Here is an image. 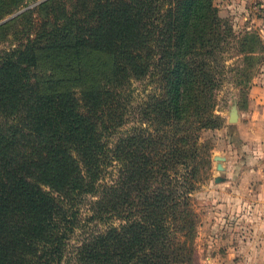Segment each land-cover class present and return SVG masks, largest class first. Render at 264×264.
Returning <instances> with one entry per match:
<instances>
[{"label":"trees","instance_id":"obj_1","mask_svg":"<svg viewBox=\"0 0 264 264\" xmlns=\"http://www.w3.org/2000/svg\"><path fill=\"white\" fill-rule=\"evenodd\" d=\"M24 2L0 0V20ZM33 13L27 40L0 56V264L64 262L74 198L95 191L110 152L135 159L129 189L124 171L99 217L120 224L68 264H193L197 173L182 178L178 167L199 160L201 130L221 126L214 102L224 51L240 41L239 54L254 60L261 37L241 38L214 0H46L18 18ZM41 63L50 74L35 81ZM150 73L160 89L150 106L172 129L168 150L153 148H163L155 128L113 151L102 133L126 112L121 86ZM63 192L70 208L54 195Z\"/></svg>","mask_w":264,"mask_h":264},{"label":"rangeland","instance_id":"obj_2","mask_svg":"<svg viewBox=\"0 0 264 264\" xmlns=\"http://www.w3.org/2000/svg\"><path fill=\"white\" fill-rule=\"evenodd\" d=\"M44 1L46 0H25L16 12L0 20V27L6 25V28L0 30V56L27 40L33 31L27 25L30 24V21H36L38 16H34L33 13L24 16L22 19L18 17ZM228 20L231 22L230 19ZM235 29L237 30V28ZM237 31L242 35L241 38L247 36L248 33L254 37L258 35L253 30L240 29ZM241 48L240 41H238L227 47L223 53L222 63L225 64H223L225 71L221 85L215 92L214 102V113L221 120V126L216 129L201 130L199 132V160L193 161L191 159L188 170L181 165L178 167L182 178L187 173H197V190L191 198V204L198 216L193 264H207V258L211 256L214 258L208 262L209 264H234L232 254L234 249L238 250V247L234 245L235 241L241 237H247L248 232L241 230L239 223L247 222L252 217L255 218L256 222L264 220V214L248 215L247 213L227 211L230 205L231 207L232 205H258L257 201L264 204L262 202L264 198H255L253 194L248 192L247 182L242 186L241 182L233 181V187H236L238 192L230 190V187L226 189V194L220 189L222 187L221 182L217 183L216 181L217 178H224L228 174L239 175L242 172L253 174V170L264 172V141L248 140L247 130L250 90L255 83L258 84L263 78L264 54L257 55L254 60H245L239 54ZM259 49L260 46H258L257 51ZM41 65L36 70L35 81H42L45 79V75L50 74L46 64L41 63ZM157 75V73H150L146 76L134 75L129 82L125 81L122 84V92L126 96V112L119 124L120 126L111 130L110 133L105 131L102 133L103 142L108 143L111 150L114 151L118 144L128 147L130 139L136 134L146 135L151 131L153 132L155 128L159 131L157 141L163 148L156 147L155 143H153V148L161 151L160 153H165L168 150V142L164 136L167 133L171 137L172 129L168 125L166 128L163 126L164 120L154 113L155 108L152 109L150 106L154 95L160 93ZM0 118L4 122L6 117L0 114ZM170 146L172 147L173 144ZM226 157H229V162L233 163L230 170L224 166ZM220 158L225 159L223 161ZM109 159L106 160L108 165L105 166L104 171H101L95 183V191L83 193L74 198L75 202L70 212L76 217V228L66 244L65 258L62 264L73 261L78 256V252L85 241L108 230L113 224H120L118 221H114V223L102 221L101 223L99 217L106 218L107 213H103L106 211L107 205H104L103 200L115 190L119 175L124 171H126L125 188L129 189L131 161H135V159L127 157L126 161L121 163L118 161V152H110ZM219 165H222L223 170L218 168ZM255 183L257 189L259 188L258 193L264 192L263 183L252 182L253 185ZM45 190L51 191L50 188H45ZM238 193L243 198L238 196ZM54 195L64 202L62 205L70 208L67 192L54 193ZM232 195L234 198L231 200ZM128 198L129 192L127 193V200ZM234 201L238 203L231 204ZM129 205V203H125L123 206L125 216L129 214ZM263 232L260 230L259 235L261 236Z\"/></svg>","mask_w":264,"mask_h":264},{"label":"crops","instance_id":"obj_3","mask_svg":"<svg viewBox=\"0 0 264 264\" xmlns=\"http://www.w3.org/2000/svg\"><path fill=\"white\" fill-rule=\"evenodd\" d=\"M216 6L219 8V13L222 18L230 19L237 30L247 29L256 31L261 37L264 45V0H215ZM264 54V52H263ZM264 71V64H263ZM249 99V112H248V140L264 141V73L261 81L251 88ZM241 118V117H240ZM261 148V147H260ZM229 157H226L224 166L230 170L233 163L229 162ZM221 182L220 189L227 194V188H233L234 192H238L233 183L241 182V185L248 184V192L253 194L255 198H264V192L258 193L256 183H263L264 185V172L260 170H253L252 173L242 172L239 175L228 174ZM234 181V182H233ZM253 185V186H252ZM241 186V187H242ZM253 187V188H252ZM262 188V187H261ZM240 193V192H239ZM238 193V194H239ZM249 193V195H251ZM234 195L231 196V200ZM242 197L240 194L238 195ZM238 198V197H236ZM243 198V197H242ZM264 203V201H262ZM234 201L231 204H236ZM258 205H230L227 211L231 213H247L251 214H264V204L257 201ZM251 220V221H250ZM247 222L239 223L240 229L248 231L247 237H241L235 241L238 250L234 249L232 254L234 264H264V232L259 235V231H264V220L255 221L252 217ZM214 257L207 258L211 262ZM237 262V263H236Z\"/></svg>","mask_w":264,"mask_h":264},{"label":"water","instance_id":"obj_4","mask_svg":"<svg viewBox=\"0 0 264 264\" xmlns=\"http://www.w3.org/2000/svg\"><path fill=\"white\" fill-rule=\"evenodd\" d=\"M220 159H222V160L224 161L225 158H220ZM218 168H219L220 170H223L222 165H219ZM224 180H225L224 178H217V179H216L217 183L222 182V181H224Z\"/></svg>","mask_w":264,"mask_h":264}]
</instances>
